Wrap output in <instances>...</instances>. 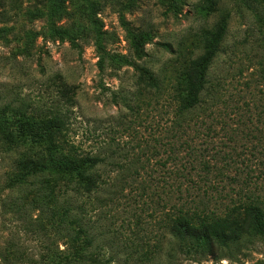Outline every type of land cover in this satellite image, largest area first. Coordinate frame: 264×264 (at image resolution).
I'll use <instances>...</instances> for the list:
<instances>
[{
  "label": "rangeland",
  "instance_id": "1",
  "mask_svg": "<svg viewBox=\"0 0 264 264\" xmlns=\"http://www.w3.org/2000/svg\"><path fill=\"white\" fill-rule=\"evenodd\" d=\"M207 1L0 0V116L14 138L7 147L0 138V264H90L71 261L76 217L111 264H264V233L170 259V76L199 51L201 28L226 23L209 69L224 78L219 122L196 144L210 163H229L228 176L241 171L238 182H264V0H214L219 11ZM140 68L163 80L161 94ZM56 112L83 152L104 159L94 193L59 195L54 172L19 164L28 154L20 132ZM202 118L211 122L208 110Z\"/></svg>",
  "mask_w": 264,
  "mask_h": 264
},
{
  "label": "trees",
  "instance_id": "2",
  "mask_svg": "<svg viewBox=\"0 0 264 264\" xmlns=\"http://www.w3.org/2000/svg\"><path fill=\"white\" fill-rule=\"evenodd\" d=\"M213 1H207L209 8L212 11L221 10V2L216 1L215 6ZM225 25L223 21L218 29L201 28L197 33L196 46L199 51H192L183 71H174L175 81H171L170 76V161L175 165L174 169L170 167V217L167 221L170 259L178 252H188L192 246L206 247L211 251L215 245L227 246L251 235L264 233V182H238L233 176H238L236 172L241 171H234L233 176H228L224 170L233 171L232 166L226 162L225 166L218 167L205 160L201 149L203 145L196 144L201 134L215 133V122H219L214 112L223 94L224 78L211 75L209 69L220 50ZM140 78L155 90V94L164 91L163 80L145 68H140ZM205 110L211 116V122L206 125L202 118ZM67 120L65 114L56 112L39 121L35 125V132L22 130L20 137L25 138L28 154L19 160V164L27 169L32 168V172H54V181L59 180L65 185L58 191L59 195L63 192L62 196H65L68 191L77 195L94 193L100 187L98 166L104 159L95 153L83 152L71 140ZM190 131L192 135L187 139L186 134ZM183 136L185 138L181 139ZM0 138L6 147L8 142L14 140L13 134L8 135V116H0ZM261 147L264 152V145ZM179 153L181 155L178 156ZM67 155L70 157L67 158ZM258 173L263 176L261 181H264V171ZM246 174L257 178L252 169H247ZM211 175L236 181L237 188H229L228 191L219 187L211 180ZM51 192H44L43 198L48 200ZM77 219L80 225L73 229L74 241L70 247L74 253L71 254V261L88 258L90 264H111L109 257L91 251L94 238L90 228ZM76 241L83 243L82 248H74L73 242ZM83 250H86L85 254Z\"/></svg>",
  "mask_w": 264,
  "mask_h": 264
}]
</instances>
